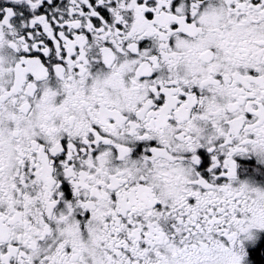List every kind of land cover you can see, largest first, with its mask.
<instances>
[{"label":"snow or ice","instance_id":"1","mask_svg":"<svg viewBox=\"0 0 264 264\" xmlns=\"http://www.w3.org/2000/svg\"><path fill=\"white\" fill-rule=\"evenodd\" d=\"M0 264H264V0H0Z\"/></svg>","mask_w":264,"mask_h":264}]
</instances>
